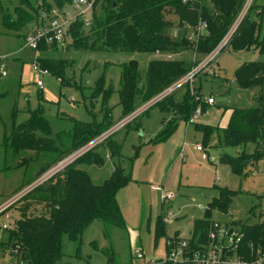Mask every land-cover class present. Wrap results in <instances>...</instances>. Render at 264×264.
I'll return each instance as SVG.
<instances>
[{"label": "trees", "instance_id": "trees-1", "mask_svg": "<svg viewBox=\"0 0 264 264\" xmlns=\"http://www.w3.org/2000/svg\"><path fill=\"white\" fill-rule=\"evenodd\" d=\"M31 1L36 2L31 4ZM245 2L246 0H96L88 13L89 25L86 26L83 19L76 16L70 21L66 33L71 37V46L75 49H110L166 55L193 49L196 59L193 63H186L182 58L172 56L153 58L149 60L146 68L145 84L140 86L136 59L121 65L118 88L111 83L106 85L105 77L101 75L87 96L92 120L81 121L72 118V128L65 133L60 131L53 134L41 105L29 109V116L25 120L12 122L10 132L2 138V145L9 147L13 156L20 157L23 152H33L29 158L23 156L21 165H28L44 153H51L49 158L52 160L48 161V158L30 179L22 178L20 188L39 178L62 157L87 146L139 105L185 76L192 66L214 49L225 36ZM71 3L72 0H18L19 5L30 7L20 10L19 6H15L12 8L14 13H11L3 0H0V26L5 30L21 31L31 22L37 24L40 9L50 10L52 6L63 9ZM258 6L260 5L253 2L248 6L233 32L230 48H253L264 54V6L257 11ZM255 10L257 15L252 17ZM202 25L204 28L198 30ZM168 28L178 31L171 35L167 31ZM188 29L194 39L185 33L179 35L180 30L187 32ZM26 34L27 32L24 36ZM57 46L60 45L41 41L38 44V52L41 51L45 55L52 74L65 84L62 66L66 65L62 64L61 59L52 58L57 52ZM234 80L240 88L261 89L256 107H229L228 121L220 128V146H245L249 142L256 144L254 153L249 154L241 150L234 156L226 153L220 156V161L229 165L234 174L242 175L246 172L247 165L264 156V60L252 59L242 62L234 71ZM113 93H117L116 105L120 107V113L116 117L113 115V105H108ZM173 93L153 103L143 113L146 114L149 108L156 106L159 111L170 113L174 118L169 122L163 119L161 130L148 141L152 145L167 140L180 121H190L199 105L193 101L188 89L179 101L174 99ZM38 97L42 95L38 94ZM96 103L99 104L98 109H95ZM200 106L202 111L206 109L204 103H200ZM136 119L126 123L123 128L139 129L141 122L133 124ZM195 126L203 132L204 139L212 129L211 125L198 122H195ZM114 134L64 164L23 196L18 208L20 217L0 251H9L18 262L22 260L24 264H57L64 256L63 237L70 241H80L82 232L92 221L100 220L106 225L127 229L116 194L132 180L131 175L126 173L120 164H114L109 177L96 184L92 182L89 174L78 166L83 161L101 165L102 158L96 151L99 146L107 148L113 157L121 156L120 143L113 138ZM215 188L218 193L207 202L204 216L193 220L191 234L187 238L190 249H196L199 244L208 242L207 231L215 221L211 219L212 210L227 212L238 192L226 186L216 185ZM230 224L241 233L238 251L241 254L249 256L256 247L264 246V220L255 223L233 221ZM164 225L162 216H157L154 245L165 235ZM173 239L179 238L174 236ZM110 250L104 248V253L109 255V262L112 261L110 264H117ZM150 264L173 263L156 259Z\"/></svg>", "mask_w": 264, "mask_h": 264}, {"label": "rangeland", "instance_id": "rangeland-1", "mask_svg": "<svg viewBox=\"0 0 264 264\" xmlns=\"http://www.w3.org/2000/svg\"><path fill=\"white\" fill-rule=\"evenodd\" d=\"M35 2L31 1V4H35ZM252 2L260 5L257 11H260L261 7L264 6V0H251L250 4ZM3 3L11 13H14L12 8L15 6H19L20 10L30 7V5H19L18 0H3ZM66 9L71 14L76 13V10L71 6H67ZM256 15L255 10L251 16L256 17ZM262 24L264 29V18ZM33 25L34 23L31 22L23 30L17 32L5 30L0 26V59L3 60L6 71L5 76H0V203L19 191L22 178L26 180L33 177L35 171L48 160L51 154H40L28 165H21L23 156L29 158L33 152H23L20 157L13 156L11 149L2 145V138L4 134L10 132L12 122L19 123L25 120L29 116V109L41 105L44 116L50 122L53 134L60 131L65 133L72 128V118L81 121L92 120V115L89 112L90 101L87 96L101 75H104L106 85L111 83L115 88H118L121 65L131 59H136L138 61L139 86L144 85L148 62L157 56L154 53L122 50L75 49L71 46V37L67 35L63 45L57 46V52L52 56L53 59H61L62 64L66 65L62 66L65 79V84H62L52 74L45 55L41 51L35 53L24 43V34L28 33ZM167 31L171 35H175L178 30L168 28ZM178 33L181 34L180 36L185 33L194 39L189 29L187 32L180 30ZM171 56H173L172 58L180 57L186 63H193L196 59L193 49ZM206 56H202L192 66L195 68L192 81L184 82L173 91V97L176 101L181 100L186 89L189 90L190 94V86L194 91L203 95L201 104L204 103L206 106L204 99L209 94H212L215 99L214 105H209L208 109L187 122L185 134L187 146L184 150L185 160L180 164V174L182 182L188 178L190 185L182 183L178 187L176 183L173 187L176 193L175 197L165 203L160 200L161 191H156L149 186H141L145 204L142 210L136 213L137 217L135 215L129 217L126 230L95 220L82 232L80 241H70L67 237H63L62 250L64 256L57 264H110L112 261L109 262V255L104 253V248L111 249V255L117 264H150L159 257L162 259L161 256L165 254L162 245L164 239L159 240L160 243L157 247H154L153 244L154 219L156 213L160 211V206L164 204L166 214L170 212L173 215L167 224V232L172 234L175 229H178L182 234L188 235L193 220L204 216V208L208 200L211 199V193L216 195L217 190L213 186L214 183L238 192L230 203L228 211L222 212L213 209L211 219L224 223L230 221L255 223L264 220V156L247 165L246 172L242 175L234 174L229 165L220 161V156L224 153L234 156L242 149L249 154L256 150V144L252 142L245 146H220V128L227 123L230 114L229 107L249 108L258 105L257 97L261 89L259 87L240 88L234 80V71L244 61L264 60V54H260L253 48L235 50L229 47L221 51L211 63L203 66L202 62ZM159 57L170 58L162 53ZM34 60L38 62L40 67L48 69L50 72L43 76L44 86L42 89L36 87L34 83L36 74L29 65ZM186 77H188L187 74L182 80ZM38 94L42 97H38ZM148 101L142 103L143 106L139 105L132 114L146 107ZM117 102L118 95L113 93L108 105H113L115 117L120 113V107L116 105ZM98 106L99 104L96 103L95 109H98ZM142 113L145 112H141L133 122V124L141 122L139 129L122 128L113 135V138L120 143L121 156L113 157L107 148L99 146L96 151L102 158L101 165L85 161L79 163V168L89 174L92 182L98 184L108 178L114 164H120L124 171L133 178L149 180L150 171L154 167L155 156L147 159L146 163V156L152 149L148 141L160 131L161 120L164 119L165 122H169L174 118L170 113L159 111L156 106L149 108L146 114L142 115ZM195 122L212 126L206 139H204L203 132L196 128ZM62 138L64 142L65 135ZM146 140L147 142H145ZM198 143L209 148L213 162L201 159L202 153L196 148ZM86 149L82 148L62 157L46 172L55 171L60 168L63 162L79 156ZM51 160L52 158H49L48 161ZM16 165L20 166L16 167ZM207 168L212 169V172L206 174L204 171ZM151 180L153 185H158L159 179ZM201 183L208 186L199 188L198 185ZM166 185L169 187L168 184ZM182 185H185L184 188ZM167 187H164V190H167ZM21 203L22 201L11 209L16 219L20 217L18 208ZM148 217H151L149 228L147 227ZM4 236L5 234L0 233V237L4 239ZM138 251L143 253L142 258L136 257L135 253ZM8 254L10 255L9 251L0 253V264H20L14 256L9 257Z\"/></svg>", "mask_w": 264, "mask_h": 264}, {"label": "built area", "instance_id": "built-area-1", "mask_svg": "<svg viewBox=\"0 0 264 264\" xmlns=\"http://www.w3.org/2000/svg\"><path fill=\"white\" fill-rule=\"evenodd\" d=\"M95 1L96 0H72L70 6L74 10H76L75 14H71L70 11L66 8L59 9L56 6H52L50 10L40 9L39 21L37 22V24H34L32 29L24 36L25 45L35 53H38V44L41 41L46 44L55 43L58 45H63L65 36H67L66 33L68 25L70 21H72L76 16H80L86 26L89 25L90 19L88 17V13L92 9ZM250 3L251 0H246L243 9L235 19L234 23L231 25L228 32L203 60V66L211 63L221 51H224L229 47L233 32L238 26V23L244 17ZM203 28L204 25L199 27L198 30H201ZM29 65L36 74L34 79L36 87L42 89L44 86L43 76L49 74V70L40 67L38 62L35 60L30 62ZM4 69L5 64L3 63V60L0 59V76L6 75V71ZM194 75L195 68L192 67L187 72L188 77H186L184 80H182V78H184L185 76L170 84L163 91L154 95L147 102V106L143 109H140L141 111L138 110V112H135V114L131 113L126 115L83 148L89 149L97 143L103 141L110 134L122 129L126 123L136 118L141 112L145 111L148 106H151L152 103H155L161 100L166 95L172 93L179 86L184 84V82L186 83L187 81H192ZM190 94L193 101L199 103V105L195 108L194 114L192 115V120L202 112L200 102L203 99V95H201V93L197 91H194L192 89V86H190ZM204 102L208 105H211L214 103V98L212 96H208L206 97V99H204ZM196 148L198 151H201L202 159H206L208 157L206 149L201 143H198L196 145ZM74 158L63 162L60 168ZM55 171L46 172L44 175L42 174L39 178L35 179L25 187H22L14 195L8 197L4 202L0 203V233L5 234L4 239L0 237V247L6 244L9 238V233L15 227L16 221L18 220L13 215L11 209L16 207L18 203L22 201L23 196L28 191L46 180ZM174 196L175 193L173 191H162L160 199L165 203L171 201ZM207 238L208 242L199 244L198 248L196 249L189 248L187 239H168L167 254L162 259V261H170L173 264H264V246L256 247L249 256L243 255L241 254V252H238L241 233L230 223L226 224L215 220L207 231ZM0 253H2V251H0ZM135 255L137 258L143 257V253L141 251L136 252ZM8 256L11 257L12 255L8 254ZM19 262L20 264H24L22 260H20Z\"/></svg>", "mask_w": 264, "mask_h": 264}, {"label": "crops", "instance_id": "crops-1", "mask_svg": "<svg viewBox=\"0 0 264 264\" xmlns=\"http://www.w3.org/2000/svg\"><path fill=\"white\" fill-rule=\"evenodd\" d=\"M162 54H164L167 57L171 56L170 54L166 55V53H162ZM155 55H157L156 57H159L161 55V53L155 54ZM208 96H212L214 98V96L212 94H209ZM214 104H215V99H214V103L211 105H214ZM141 106H143V105H141ZM208 107H209V105L206 104V109H208ZM117 115H119V113ZM142 115H143V113H142ZM190 121H188V122H190ZM161 123H162V120H161ZM161 126H163V123L161 124ZM186 126H187V122L180 121L178 123L176 130L172 133V135L167 140L160 142V143H157L155 145L150 144L152 149L149 152V154L146 156V163L148 161L147 159H150L153 156H155L154 157L155 159H154V163H153L154 167L152 168V170L150 171V174H149V180H143V179L131 177L132 180L118 190V192L116 194V199H117V202L119 204L123 218H124L127 226L129 224V220H128L129 217H133L134 215L136 216V213L140 212L142 210L144 204H145V200H144L145 197L142 194V189L140 188L141 186H144V187L149 186L150 188H152L156 191H161V192L162 191H173L175 193V190L173 189V187L175 186L176 183L178 184V187H180L182 183H185V185H190L189 184L190 182H188L189 181L188 178L187 179L185 178V182H182V177L180 174V168H181L180 164H182L185 160L184 159L185 158L184 157V155H185L184 150H185V147L187 146L186 136H185L186 128H187ZM145 142H147V140ZM205 144H207V143L205 142ZM202 145L205 147L207 155H208V157L206 159H203V160H210L211 162H213V158H211L212 156L210 154L209 148L204 144H202ZM242 150H244V149H242ZM156 157H157V159H156ZM204 172L206 174H208L209 172H212V169L207 168V169H205ZM151 179H156V180L159 179L160 181L158 180V185L157 184L153 185L151 183L152 182ZM166 184H168L169 187H167ZM185 185H182L183 188ZM198 186H200L199 188H201V187H207L208 185L201 183ZM213 186L215 187L216 183H214ZM164 187H167V190H164L165 189ZM217 193H218V191H217ZM217 193H216V195H217ZM159 195H161V194H159ZM175 195H176V193H175ZM211 195H212L211 198L213 196H215V194H213V192L211 193ZM141 196H143L144 198ZM162 203H164V202H162ZM165 210L166 209L164 208V204H162L160 206L159 213H156L157 214L156 217L159 215L162 216V221L165 224L164 225L165 235L163 237H161L164 239V241H162L163 242L162 245H163L164 251H165V254H163V256H161L162 259L167 254V240L168 239H171L174 236H177L179 239H187L191 234V230H190L188 235H184L178 229H175L172 234H169L167 232V224L170 222V219L173 217V215L170 214V212L168 214H166ZM156 217H155V219H156ZM200 218H202V217H200ZM150 219H151V217H148V221H147V227L148 228L150 225ZM155 219H154V227H155ZM212 220H215V219H212ZM231 220L233 221L234 218ZM94 221H92V222H94ZM216 221H219V220H216ZM230 222H228V223H230ZM87 228H85L84 231ZM191 229H192V227H191ZM159 243H160V241H158L157 245H154V247H157L159 245Z\"/></svg>", "mask_w": 264, "mask_h": 264}, {"label": "water", "instance_id": "water-1", "mask_svg": "<svg viewBox=\"0 0 264 264\" xmlns=\"http://www.w3.org/2000/svg\"><path fill=\"white\" fill-rule=\"evenodd\" d=\"M70 162V161H69Z\"/></svg>", "mask_w": 264, "mask_h": 264}]
</instances>
